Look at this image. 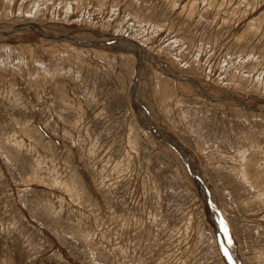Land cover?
<instances>
[{"label":"rangeland","instance_id":"1","mask_svg":"<svg viewBox=\"0 0 264 264\" xmlns=\"http://www.w3.org/2000/svg\"><path fill=\"white\" fill-rule=\"evenodd\" d=\"M26 22L74 37L0 34V264H228L140 118L235 263L264 264V0H0V29Z\"/></svg>","mask_w":264,"mask_h":264},{"label":"water","instance_id":"2","mask_svg":"<svg viewBox=\"0 0 264 264\" xmlns=\"http://www.w3.org/2000/svg\"><path fill=\"white\" fill-rule=\"evenodd\" d=\"M21 27H32V28H36L39 31H41L46 38L51 39V40H67L70 37H74L72 33H67V34L60 35V36L50 35L40 25H38V24H36L34 22H26V23L15 24L12 27V29L9 30V31L0 29V34L5 35V36H8V35H11L12 33H14L15 31H17ZM111 37H113V40H115V39H125V40H127V42L129 44H131V45H137L140 48V45L136 41L128 38L127 36H124V35H111ZM72 42H76V43H79V44H87V45H91V44L94 45L95 44V42H87V41L78 40V39H74V41H72ZM111 42H112V40L107 41L105 43L108 44V43H111ZM140 50H141V48H140ZM139 55L142 56L141 51H140ZM136 64H137V68H136V73H135L134 79H136L137 71L139 70V66H140V58L139 57L136 58ZM164 74L172 77V75H170L169 73H167L165 71H164ZM179 80H182V79H179ZM183 80L192 81L196 85H198L200 87V89H202L201 88V85L197 81H195V80H192V79H189V78L188 79H183ZM135 84H136V89H137V83L135 82ZM136 89L133 90V92H131L130 95H131L132 101L135 102V104H137L138 106H141L138 101H135ZM231 97L233 98V96H231ZM233 99L236 100L238 103H240L244 108H248L246 105H243L240 102V100H238L236 98H233ZM140 121H141L142 126L146 130H148L149 132H151L159 140H161V141L165 142L166 144H168L183 159V161H184V163L186 165L188 174L199 184L203 199H205L207 197L205 199V202L208 205V208H210V211L212 212L213 221L216 224V237H217L218 247H219L220 251L223 253V255H224L225 259H226V262L228 264H235V260H234V258H232V256L230 255L228 249L226 248L225 243H224V240H223L222 235H221V226H220L218 212L216 211V209L214 208L212 202L209 199L208 190H207L206 186L204 185L202 179L192 169V166L190 164V161H189V158H188V155H187L186 151L183 150L180 146H178V145L176 146L175 143L172 140L167 139L166 136L164 137V135H160L158 133V131L156 130V128L151 124V122L149 121V119L147 121V124L149 125V127H146L147 124L141 118H140Z\"/></svg>","mask_w":264,"mask_h":264},{"label":"bare ground","instance_id":"3","mask_svg":"<svg viewBox=\"0 0 264 264\" xmlns=\"http://www.w3.org/2000/svg\"><path fill=\"white\" fill-rule=\"evenodd\" d=\"M125 48H126V47H125ZM176 78H177V77H176ZM177 79H188V78H177ZM135 89H136V84H135V81H133L132 86H131V91H130V93L133 92V90H135ZM233 98H235V97H233ZM209 99H210V98H209ZM135 101H138L136 97H135ZM134 103H135V102H134ZM146 127H149V125L147 124ZM206 198H207V197H206ZM206 198H205V199H206ZM215 225H216V224H215ZM235 264H236V263H235Z\"/></svg>","mask_w":264,"mask_h":264}]
</instances>
